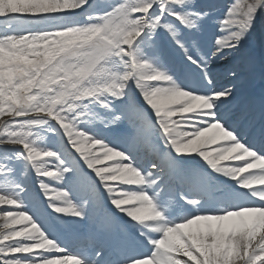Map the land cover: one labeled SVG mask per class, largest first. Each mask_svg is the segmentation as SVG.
<instances>
[{"label":"snow or ice","instance_id":"1","mask_svg":"<svg viewBox=\"0 0 264 264\" xmlns=\"http://www.w3.org/2000/svg\"><path fill=\"white\" fill-rule=\"evenodd\" d=\"M258 21L264 0H0V264H264Z\"/></svg>","mask_w":264,"mask_h":264}]
</instances>
